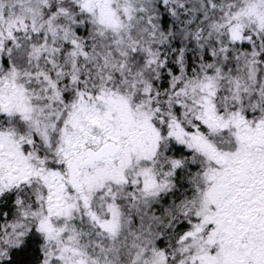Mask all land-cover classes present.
I'll return each mask as SVG.
<instances>
[{
	"label": "snow or ice",
	"instance_id": "6c2138e0",
	"mask_svg": "<svg viewBox=\"0 0 264 264\" xmlns=\"http://www.w3.org/2000/svg\"><path fill=\"white\" fill-rule=\"evenodd\" d=\"M0 264H264V0H0Z\"/></svg>",
	"mask_w": 264,
	"mask_h": 264
}]
</instances>
